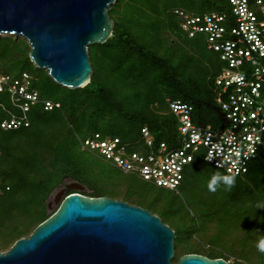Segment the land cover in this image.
I'll list each match as a JSON object with an SVG mask.
<instances>
[{
  "label": "trees",
  "instance_id": "trees-1",
  "mask_svg": "<svg viewBox=\"0 0 264 264\" xmlns=\"http://www.w3.org/2000/svg\"><path fill=\"white\" fill-rule=\"evenodd\" d=\"M175 8H183L195 14L228 12L230 3L229 0H116L109 11L115 21L113 33L104 43H97L102 48L101 63L104 74L99 73V68L98 72L91 61V80L83 87L68 88L56 83L44 70L55 89L44 90L34 81L40 99L59 102L60 106L46 110L42 102L37 103L29 112L30 126L8 130L0 128L3 132L0 136V175L3 185L9 186L0 198V250L9 248L16 239L28 236L39 223L52 214L47 211V200L66 178L84 184L87 190L79 191L83 194L115 197L105 194L100 187L92 184L95 180L103 182L106 171L102 165L111 163L96 151L83 147V140L87 136L100 132L103 136L119 137L130 151L146 150L142 127L148 126L156 143L165 141L169 145H177L178 119L169 110L168 98H180L193 104L194 117L199 124L222 127L220 119L224 116L216 101L215 78L207 79V84L192 76V81H186L177 72L168 54L171 44L177 43L181 37L180 30L192 44L196 40L206 43L204 36L200 34L195 37L188 36L174 13ZM136 25L143 26L144 36L139 38ZM29 52L30 47L25 39L0 37V73L16 77L27 71L36 80L39 72L33 69L35 67ZM15 63H22L26 68L18 71L16 69L17 72L11 73V66L15 67ZM146 82H156L164 86L162 101L147 96L143 103L141 93L136 90L124 92L121 89L123 86L137 88ZM6 95L7 105L10 106L9 97ZM159 102L166 105L167 110L162 109ZM135 145L139 146L132 149ZM85 150L96 153V159L99 160H89L82 156ZM196 162L207 164L213 170L209 171L208 182L216 173L235 176V183L226 190V198L228 203L236 204L239 208H244V203L256 207L251 229L258 243L264 237V209L257 208V204H264V147H261L245 174H230L206 162L201 154L196 155L187 165L177 189L155 186L178 194L182 188L190 185L188 173ZM221 184H224L223 181H219L217 185ZM207 185L208 183L206 188L209 192ZM72 191L69 190L68 194ZM202 197L200 196L201 199ZM167 199L157 194L156 202L158 205L166 206L168 203L173 206ZM156 214L175 229L177 238V229L174 227L179 224L177 216L167 213V216L163 215L164 218L158 212ZM187 218L194 222L196 215L191 214ZM185 223L190 222L186 220ZM188 233L180 246L177 247L175 242L176 255L173 261L177 262L181 255L191 252L227 260L231 256L206 246L200 247L202 249L195 247L194 243H190L194 231ZM256 250H259L257 244ZM260 253L264 255V252ZM235 259L233 263L260 264L257 260L248 261L237 256Z\"/></svg>",
  "mask_w": 264,
  "mask_h": 264
},
{
  "label": "water",
  "instance_id": "water-1",
  "mask_svg": "<svg viewBox=\"0 0 264 264\" xmlns=\"http://www.w3.org/2000/svg\"><path fill=\"white\" fill-rule=\"evenodd\" d=\"M115 1L0 0V35L23 36L37 67L59 85L80 88L93 74L89 46L113 33ZM84 187L65 182L58 208L0 250V264H246L194 252L175 262L176 231L161 216L124 199L79 192ZM67 188L73 191L65 195Z\"/></svg>",
  "mask_w": 264,
  "mask_h": 264
},
{
  "label": "built area",
  "instance_id": "built-area-1",
  "mask_svg": "<svg viewBox=\"0 0 264 264\" xmlns=\"http://www.w3.org/2000/svg\"><path fill=\"white\" fill-rule=\"evenodd\" d=\"M229 3L228 12L174 10L188 36H204L207 47L225 64L215 78L216 101L225 121L222 127L199 124L193 104L168 98L169 109L178 119L177 145L156 143L149 127L144 126L146 150L130 151L119 137L100 132L87 136L83 147L96 151L124 172L173 190L181 184L185 168L196 155L202 154L206 162L230 174L248 172L264 147V0ZM34 81L35 76L27 71L16 77L0 73V97L7 94L11 104L0 100V128L30 126L29 112L37 103L42 102L46 110L60 106L52 100L42 101ZM209 152L212 158L206 159ZM8 189L0 175V198Z\"/></svg>",
  "mask_w": 264,
  "mask_h": 264
},
{
  "label": "rangeland",
  "instance_id": "rangeland-1",
  "mask_svg": "<svg viewBox=\"0 0 264 264\" xmlns=\"http://www.w3.org/2000/svg\"><path fill=\"white\" fill-rule=\"evenodd\" d=\"M208 10L209 9H207V11ZM136 30L139 38L145 35L142 25H136ZM180 32L181 37L178 39V42L171 44L168 49V54L173 65L177 72L181 74V77L186 79V81H192L190 79L192 76L195 80L207 84V79H214L220 73L225 65L224 62L219 58L217 52L207 47L205 42L196 40L194 44H192L191 40L187 38L183 31L180 30ZM7 36L14 37L10 34L0 35V37ZM19 37L25 39L23 36L14 38L18 39ZM101 52L102 48L100 45H90L91 61L96 70L99 68L100 72L97 71L104 74L101 63ZM13 65H15V67L11 66L12 70L10 71H13L11 73L26 68L22 63H15ZM34 67L33 69H37V73L39 72V77L36 78L35 83L44 90L50 88L55 89L44 73L46 69L39 68L35 64ZM131 87L132 86H123L121 89L124 92H134V90H136V92L141 93L140 97L143 103L147 96L152 98L156 97L158 101H162L165 94L164 86L156 82H146L137 88ZM0 100L4 101L5 104L8 103V98L5 96L0 97ZM159 106L167 110L166 105H162L160 102ZM220 120L223 126L225 121L223 119ZM2 135L3 132L0 131V136ZM136 146L139 145L133 146L132 149L136 148ZM141 146L144 147V144H141ZM95 155L97 154L85 150L82 156L87 157L89 160H99L98 158L96 159ZM102 166H104L106 171V173H104L106 177H103L102 183L95 180L92 184L100 187L105 194L114 195L115 198L126 199L132 203H141L152 212H158L162 216H167V213L170 216H177L176 219H179V224L174 226L178 234L175 239L177 247L180 246L181 242L185 241L184 239L189 234V231L190 233L194 231V236L192 235L193 238L190 243H194L195 247L200 248L206 246L210 249L212 248L213 250L224 252L227 255H231L227 257L230 262L236 261L235 256H237L248 261L257 260L260 264H264V255H262L259 250H256L257 238H255L253 234V229H251L253 228L252 218L256 213V207L251 206L250 203H244V208H239L236 204L228 203L229 200L226 198V190H228L229 187L224 184L217 185L216 191L214 192H207V178H210L209 171H213L207 167V164L196 162V165L190 168L188 173L190 185L186 188H182V191L180 190L181 192L178 194L172 190L156 187L135 174L124 173L114 165L105 164ZM72 180V178H66L64 182L52 192L51 196H49L47 200L49 203L48 213H53L58 208L59 203L56 201V195L58 191L65 186V182L71 184ZM69 190V188L65 190V195L68 194ZM83 190H87L86 186ZM157 194H161L162 197L166 199L168 198L167 201L172 202L174 207L170 206L168 203H166V206H164V204L158 205L156 202ZM65 195H62V197ZM200 196H203L202 199ZM190 213L196 215V220L194 222L187 218V216H191ZM186 220H189L190 223L186 224ZM243 259H240V261L244 262Z\"/></svg>",
  "mask_w": 264,
  "mask_h": 264
},
{
  "label": "clouds",
  "instance_id": "clouds-1",
  "mask_svg": "<svg viewBox=\"0 0 264 264\" xmlns=\"http://www.w3.org/2000/svg\"><path fill=\"white\" fill-rule=\"evenodd\" d=\"M211 158H212V153L209 152V156L206 159H211ZM229 171L231 170L229 169ZM219 181H223L224 185L231 188V186L235 183V176L234 175H222L220 173H216L212 175L207 185L209 191H213V192L216 191L217 184ZM257 208L264 209V204H257ZM257 248L259 249V251L264 252V237L259 239L257 243Z\"/></svg>",
  "mask_w": 264,
  "mask_h": 264
}]
</instances>
